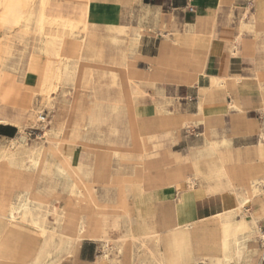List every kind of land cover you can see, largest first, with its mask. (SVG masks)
Masks as SVG:
<instances>
[{"label": "crops", "instance_id": "1", "mask_svg": "<svg viewBox=\"0 0 264 264\" xmlns=\"http://www.w3.org/2000/svg\"><path fill=\"white\" fill-rule=\"evenodd\" d=\"M0 1L5 4L14 3V0ZM40 2L41 0H21L20 7L16 9L17 17L31 16L32 22L21 20L17 25L0 24L1 42L6 48L14 49L13 58L8 64H14L16 67L8 68L9 74L6 76L13 85L9 91L12 96H21L31 91L30 88L36 87L42 88L38 91L39 93L47 94L51 86L59 82L61 85L70 84L82 89L74 96L79 97L78 105L83 111H88L94 105L92 101H97L99 95L114 106L133 105L134 95L129 86V79L132 76L143 84H150V86L155 84L154 88L158 97H161L159 90L162 89L166 97L164 103L168 104L176 122L174 129H166L164 132L175 137L188 122L195 123L192 125L191 134L184 137L183 142L188 149V155L182 160L184 166L173 171L170 179L183 176L185 169L187 180L195 183L198 178H196V167L193 161L196 160L213 159L226 162L236 181L238 177L244 175V172L249 174L264 170V164L257 161L243 162L239 152L218 153L215 142L211 139L212 134L216 133L211 122L221 119L226 121L230 115L231 118L234 116L237 124L243 126L248 132H253L256 125L260 123L258 111L260 106L264 105L262 88V82L264 83V0H51L45 14L60 21L63 19L59 23L65 28L57 26L58 23L47 24L45 35L38 37L35 18L37 20L41 13ZM29 6L33 7L28 9ZM173 15L176 17L178 29L174 34L168 30L164 31L165 38L159 39V42H155L154 45H152L151 37L143 38L135 30H131L132 27L141 29L144 22L172 25ZM67 20L71 22L72 29L63 25V22ZM178 34L181 35L182 45L176 43L175 38ZM65 35L69 37L65 38ZM166 37L171 39L168 40ZM138 41L140 45L135 51L132 46ZM190 44H193V47ZM190 47H192L191 57L188 52ZM79 57L78 66L70 67L69 63ZM135 57L138 58L136 62L132 61ZM183 65L188 67L182 69L180 73L161 69L178 68ZM49 69H51L50 72ZM216 77H225L231 85H234L231 88L226 84L217 85ZM166 81L171 83L158 84ZM148 91V118L144 116L140 121L151 127L152 87H149ZM30 98L28 102L26 99L23 100L32 105ZM233 98L238 102V108H230ZM13 99L12 97L8 102L0 105L2 113L7 114L8 104L9 111H14L13 106L16 104L12 103ZM35 111L33 106L30 107L28 121H32ZM56 113L62 118L69 117L70 122L79 117L74 113L69 115L65 110L55 109L52 120L55 119ZM24 115L27 114L24 113ZM188 116L192 118L188 119ZM22 117L17 120H11L8 116L0 119V137L9 138L7 144H0V156L15 144L17 149L21 150L20 157H26L28 152L25 146L30 143L28 140L26 143H21V127L25 126V119ZM157 119L159 128V116ZM149 127L144 126L141 130L146 133L150 130ZM16 128H19L18 135L13 137ZM156 130L152 129L150 142L163 133ZM262 131L264 128H261L259 132V141ZM223 142L227 140L224 139ZM69 149L78 150L79 148L71 145ZM79 150L80 158L89 157L87 176L93 182L94 149L86 151L87 153ZM116 153L119 154L120 151ZM80 158L77 160L79 168L83 162ZM259 158L264 160L260 145ZM59 160L60 156L48 153L46 161L50 168L45 171H24L19 175L18 167L8 170L5 163L0 162V222L9 224L4 235L0 236V264H32L29 262L33 261L42 246L40 231L29 217L23 219L16 216L12 219L10 216L1 215L2 211H10L12 205L17 202L19 184L15 182V179H20L25 187L32 185L34 193H41L48 201L57 205L56 201L60 199V192L65 190L70 193L75 184L74 178L65 180L57 175L56 166ZM136 176H141L137 170L132 178ZM125 178L127 177L118 174L113 177V181L119 185L124 183ZM199 178L208 181L210 187L197 185L194 193H188L180 203L178 201L175 205L172 203L169 210L163 211L160 217L152 199L148 196V199L144 201L149 202V214L145 219L156 232L167 235L173 229L185 227L201 217L221 210L219 208L222 206L217 198L219 194L211 193L209 188L212 192L231 190L232 185L226 173H209ZM174 189L175 193L184 190L185 184L178 183ZM7 192L8 195H6ZM259 199L261 200L258 201ZM66 201L65 199L64 204ZM109 202V199L104 200V203H100L99 200V205L103 208L108 207ZM122 203L123 194L114 208H121ZM253 204L254 210L247 209L246 214L262 215L264 196L256 197ZM60 207L62 204L56 207L57 214L61 213ZM107 218L117 223L118 230L122 229L124 217L121 210H118L116 214L107 215ZM142 221L140 219V222ZM47 223L54 225L55 221H47ZM35 227L38 236H29V231ZM85 239L90 240L83 241L77 253H74L76 264H95L100 252L97 241L103 242V239ZM62 245L61 238H58L55 250H60ZM163 247L169 248L167 244ZM130 253L129 251L127 258H122V263L118 264H133ZM253 254L254 252L251 256L254 258L248 262L249 255L244 259V264H249L254 259L256 264L257 259ZM147 263L157 264L152 263V252L147 256ZM135 264L145 263L137 260ZM169 264L172 263L169 261Z\"/></svg>", "mask_w": 264, "mask_h": 264}, {"label": "bare ground", "instance_id": "2", "mask_svg": "<svg viewBox=\"0 0 264 264\" xmlns=\"http://www.w3.org/2000/svg\"><path fill=\"white\" fill-rule=\"evenodd\" d=\"M20 2L21 0H14V3L12 4H5L0 1V24L17 25L21 20H26L27 22L31 21V16H16V9L20 7ZM50 2L51 0H41L40 2L41 13L37 20L35 18V27L38 37L45 35V27L47 24L56 25L58 23L57 26L61 27L60 23L63 21V19L60 21L57 18L48 17L45 14V10L50 5ZM32 7L33 6H29L28 9H31ZM63 23L62 24L67 28L72 29L70 21L67 20ZM61 28H63V26ZM5 35L7 34L5 33ZM66 37L69 36L65 35V38ZM180 39L181 35L178 34L175 38L177 45H182L180 43ZM84 44L85 42L83 41V47ZM190 45L193 47V44ZM192 47L188 49L190 57ZM7 50L9 49L4 46L0 39V52ZM79 61L80 57L70 62L69 66L76 68L79 64ZM187 67L188 65H183V67L178 68L168 67L161 69L168 70L173 73H180L182 69ZM50 70L51 69H49V72ZM215 82L217 85L226 84L229 88L234 85H231L225 77H216ZM60 85L61 84L59 82L54 83V85H52L47 91V94L51 95L52 97L54 90H57ZM154 85L155 84H152V87H154ZM129 86L133 92L135 102L133 105H123L129 106L131 109H133V134L136 139L141 141V148L146 150V148L149 147V140L152 137V129L148 126V124L141 122L140 120L147 112L148 98L145 97L143 102H138L135 93L139 90L145 94L150 85L143 84L142 81L130 76ZM262 88L264 90L263 82ZM80 90L82 89H78V91ZM66 91L67 90H63V94L58 98L61 103V106L59 107L60 109L67 111L69 115L74 113L75 115L79 116L76 120L70 122L68 119L69 117L62 118L59 114H57L55 115L56 123L44 134V136H46L44 142L30 145L28 144L25 146V149L28 152L25 158L20 157L19 154L21 150L17 149L15 144H13L6 153L0 156V162L5 163L8 170L18 167L17 174L19 175L24 171L47 170V168H50V165L46 161V155L48 153L56 156L58 155L60 156V160L56 166L57 175L61 179L65 180L70 178L75 179V184L71 188L70 193L68 191L66 192L65 190H62L59 194L60 199L65 198L67 200L66 203L60 207V214L56 213V203L48 201L39 192L34 193L32 185L25 187L20 179H15V182L19 184L16 200L17 202L12 205L10 211H2L1 215L10 216L12 219H15L16 216H20L23 219H27L29 217L33 221L34 225L39 229L40 237L42 238V246L33 261H30L29 263L61 264L62 260L66 256L71 255V253L67 251L69 243H72V246L77 248L78 244L81 243L85 238H93L103 239L104 244L108 243L109 241H113L114 247L117 248L118 255L123 253L126 242L131 241L136 243V241L140 240L141 247H139V250H133L130 253V259L133 264H135L137 260H142L145 264H148L147 256L150 252L155 255V263L161 260L162 264H169V261L172 264H199L200 262L205 264H244V259L251 253L252 245L258 241L257 239L259 234H262L259 220L264 218V213H262V215H258L257 213H250L247 215L245 211L247 210L248 205L254 203V200L257 196H264V170L263 175L259 177L252 176V172L249 174H247L248 172H244L242 177H238L239 179L237 178L239 181H236V179H234V177L231 175L228 164H225L226 162L223 163L219 160L213 159L193 161V164L196 167V178L209 173H226L232 185L231 190L225 192H212L209 188L211 193L219 194L217 198L220 200L222 208L219 209L221 210L214 214L201 217L198 219V221L186 225L185 227L173 229L167 235H163L156 232L145 219V217L149 214V202H141L138 204L139 211L137 217L129 222L123 219L124 222L122 229L118 230L117 223L112 222L110 218H107V215L116 214L117 210L108 211L107 209H101L99 205V199L91 187L93 182L87 176V169L84 172H80L79 167L77 166V160L80 158L78 156L79 149H69L70 144H73L76 147L86 144L94 149L95 140L92 136L93 133L91 134L88 128L89 125H95L97 122L93 115V106L88 111L81 110V107L78 105L80 101L79 97L75 95L72 97V99L68 98ZM159 91L161 92V97L152 94V103L155 104L152 110L154 109L155 111L160 112L158 115L160 119L159 128L156 130V132H164L166 129H174L176 122L172 112L170 111V108L168 107V104L162 102V99L166 98L162 89ZM41 94L43 93L40 92L39 95ZM10 98L12 97L0 95V105L2 103L5 104V102H8ZM48 99L46 102L48 104H52L54 100ZM32 100L33 98L31 97V103ZM92 102L93 104L96 103L95 100ZM238 107V102H236V100L233 98L232 104L230 103V108ZM40 116L41 114L39 117ZM89 117L91 119V123L88 124ZM34 118L35 116L32 118V120ZM190 118H192V116H188V119ZM49 123H51V121ZM144 126L150 128V130H147L146 133H143L141 130ZM24 127H21V131H23ZM260 137L261 140L259 141V145L261 149V155L264 158V131L261 132ZM20 138L21 143H26L27 139L23 135V132L21 133ZM121 150L122 148L116 149L117 152ZM84 151L86 152V150ZM87 156H89V154ZM82 160L86 161L84 164L86 168H88L87 163L89 162V157ZM141 180V176H136L131 179L125 178L124 182H129L131 185H137L141 183ZM34 185L36 186V184ZM120 209L122 211L123 217H130L131 209L129 207L128 197L125 195V193H123V203ZM140 219L143 221L140 222ZM9 220L11 222V219ZM47 221H55V224L49 225ZM8 227L9 224L7 222H0V236L4 235V232ZM36 227L34 229H36ZM58 236L64 237L66 239V244L64 246V253L61 256L56 257L53 256V254L55 253L56 239ZM165 244H167L169 248L164 249L163 246ZM107 258V252L105 251V254L101 256L99 260L97 259L98 261L96 264L102 263ZM249 264H255V259Z\"/></svg>", "mask_w": 264, "mask_h": 264}, {"label": "rangeland", "instance_id": "3", "mask_svg": "<svg viewBox=\"0 0 264 264\" xmlns=\"http://www.w3.org/2000/svg\"><path fill=\"white\" fill-rule=\"evenodd\" d=\"M173 17L174 23L172 25H163L162 23L150 24L148 22H144V26L141 29H135V27H132L131 30H135L137 33H139V36L143 38L144 36L151 37L152 45H154L155 42H159V39L163 40L165 38L164 31L168 30L170 31V33L172 32L174 34L176 29H178V27L176 26L175 15H173ZM166 39L169 40L171 38L166 37ZM139 45L140 43L138 41L136 45L132 46V49H135V51L138 50ZM7 49L9 50L0 52V56L2 54L3 57H0V95L14 97L9 92L12 84L8 79H6V76L9 74V72H7V69H15L16 67V65L14 64H8L10 59L13 58L12 56L14 55V49ZM137 59L138 58L135 57L132 59V61L136 62ZM166 83L171 82H159L158 84L165 85ZM30 89L31 91L29 90L21 96L14 97L12 103L14 102L16 105L13 106V112L9 111V105H7V114H5V112L2 113V111L0 110V119L6 118V116H8L11 120H17L19 117L23 116L22 118L25 119V127L22 131L23 135L28 140V143L34 144L43 142L46 139V136H44L46 131H48V129H50L56 123L55 119L52 120V115L53 110L60 109L59 106H61V103L58 98L63 94L62 91L67 90L66 94H68V98H71L75 93L78 92V88L70 84L60 85L57 90H54V94L52 97L49 94L39 95L38 91L42 90V88L40 87ZM89 90L93 91L92 89ZM148 90L145 94H143L139 90L135 93L138 102H143L145 97L148 98ZM156 93V89L152 87V94L156 95ZM29 97L33 98L32 105L27 103ZM48 97L49 99L54 100L52 104H48L46 102ZM23 99H26L27 102H25ZM165 100L166 98L162 99V102H164ZM95 104L92 107V111L97 122L95 123V125L88 126L90 133H93L92 136L95 140L94 156L92 160L93 183L91 187L95 195L100 200V203H104V200L110 199L109 206L104 208L101 207L102 210H121L114 207L119 203L122 194L125 193V195L128 197V203L131 209L130 217L123 218L125 221L129 222L137 217L139 211L138 204L141 202L144 203V201L148 199V196L152 199V203L155 204L156 210L158 211V217H160L163 211L169 210L172 203L174 205L176 204V201L180 203L186 198L188 193H194L197 185H208L210 187V183L201 178L196 179L195 183L189 182L185 177V169L183 171V176L170 179V174L173 171L178 169L180 166H184V162L182 160H184L188 155V149L183 142L184 137L191 134V131H193L191 129L192 125L195 123L188 122V124L184 126V129H181V131H179L175 137L167 132H163L156 140L149 143L150 145L148 148H146V150H143L141 148V141L136 139L133 134V109L126 105H123V107L114 106L111 102L107 101L101 95H99ZM32 106L36 110L35 118L32 121H28V112H30V107ZM154 106L155 104L152 103V108ZM259 109L260 111H258V117L260 118V123L258 124V126L256 125V128L253 132H248L244 129L243 126H239L237 124L236 118L234 116H232L231 118V115L226 121L221 119L214 123L211 122L216 132L212 134L211 139L215 142L218 153L222 154L225 151H230L233 153L239 152L241 153V159L243 162L257 161L264 164V160H260L259 158V132L261 131V128H264V107L261 105ZM44 110L49 111L51 123H45L42 125L39 122V115ZM24 113H26L27 115H24ZM159 113V111H155L154 109L152 110V123L150 121V123L152 124L151 129H158L157 117ZM145 116L148 118V111L146 112ZM89 123H91L90 117L88 118V124ZM32 128L38 130H31ZM18 131L19 128H16V132L13 137H16L18 135ZM30 131H32L31 135L29 134ZM112 134L115 135L113 136ZM224 139H226L227 142H223ZM8 140L9 138L7 137H0V144H7ZM71 145L74 146L73 144H70V146ZM78 148L86 151H89L90 149L93 150L86 144H82L78 146ZM117 148H122L119 154L116 153ZM85 162L86 161L83 160L82 164L80 165V172H84L87 169L84 164ZM136 170L141 174L142 180L140 184L131 185V183L129 182H124L123 184L118 185L115 181H113V177L118 174L131 179ZM262 175L263 171L252 172V176L254 177H259ZM182 182L185 184V189L175 193V185ZM192 184H194L195 186L192 187ZM6 195H8V192L6 193ZM260 200L261 199H259L258 201ZM56 202L57 206H60V204H64L65 199L61 198ZM254 206V204H250L247 206V209L253 211ZM260 226L262 234H259L258 242L256 241L251 247V253L254 252L256 256L255 258L257 259L256 264H261V260L264 255V219H261ZM29 236L37 237L38 232L35 229H31L29 231ZM58 238H61V242H63V245L61 246L60 250H55L53 256L56 257H59L64 253V246L66 244V239L64 237L58 236L56 240H58ZM85 240L90 239H84L83 241ZM83 241L78 244L77 248L72 246V243L68 244L67 251L70 252L71 255L66 256L62 260L61 264H76L75 254L79 250ZM139 241L140 240L136 241V243L131 241L126 242L123 253H121L120 255H118L117 248L114 247L113 241H109L106 244L101 241H97L100 248L97 259L99 260V258L103 256L106 251L108 258L103 262L116 264L122 263V258L126 259L129 251L132 252L134 250V247L136 251L139 250V247H141V241ZM59 252L61 253L59 254ZM251 253L247 258L248 262L249 260H251V258H254L251 256ZM154 257L155 255L152 254V263H155ZM97 259L95 261V264L98 261ZM157 264H162L161 260H159Z\"/></svg>", "mask_w": 264, "mask_h": 264}, {"label": "built area", "instance_id": "4", "mask_svg": "<svg viewBox=\"0 0 264 264\" xmlns=\"http://www.w3.org/2000/svg\"><path fill=\"white\" fill-rule=\"evenodd\" d=\"M39 122L40 124H45V123H49L50 122V113L48 110H44L42 113H41V116L39 118ZM31 130H38V129H31ZM30 135L32 134V131H30L29 133ZM264 245V244H263ZM261 264H264V255L262 257V260H261Z\"/></svg>", "mask_w": 264, "mask_h": 264}, {"label": "trees", "instance_id": "5", "mask_svg": "<svg viewBox=\"0 0 264 264\" xmlns=\"http://www.w3.org/2000/svg\"><path fill=\"white\" fill-rule=\"evenodd\" d=\"M13 136V135H12Z\"/></svg>", "mask_w": 264, "mask_h": 264}]
</instances>
